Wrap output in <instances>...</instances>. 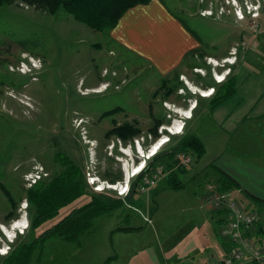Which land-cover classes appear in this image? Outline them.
<instances>
[{"label":"rangeland","instance_id":"rangeland-1","mask_svg":"<svg viewBox=\"0 0 264 264\" xmlns=\"http://www.w3.org/2000/svg\"><path fill=\"white\" fill-rule=\"evenodd\" d=\"M163 2L200 41L168 74L112 39L110 30H95L63 7L37 9L22 0L0 5V264L92 196L123 203L99 215L80 243L48 238L30 264H104L111 256L106 264H191L212 251L219 232L224 236L210 217L214 201L242 196L236 187L218 190L213 159L224 151L254 159L264 154V0ZM228 78L235 91L215 110L227 117L222 126L211 98ZM196 89L214 92L205 97ZM124 125L139 132L126 138L112 132ZM189 134L202 139L206 154L197 158L189 150L193 161L184 165L177 147ZM170 151L180 190L169 186ZM59 152L80 167L87 192L34 227L28 191L64 169ZM143 159L141 173L147 172L131 177ZM160 166L166 171L156 184L142 189ZM88 170L101 183L131 177L130 191H98ZM249 208L264 221V203Z\"/></svg>","mask_w":264,"mask_h":264},{"label":"trees","instance_id":"trees-1","mask_svg":"<svg viewBox=\"0 0 264 264\" xmlns=\"http://www.w3.org/2000/svg\"><path fill=\"white\" fill-rule=\"evenodd\" d=\"M15 0H0V5L10 3ZM28 5L37 9H50L55 11L56 8L63 7L68 13L72 14L75 19L88 25L89 27L102 31L111 30L119 22L120 18L132 7L139 4H147L151 0H22ZM235 91L234 78H228L223 84L221 90H217L211 98V106L215 108L224 102ZM112 112V111H111ZM161 120H157L156 126L152 131L157 135V126ZM123 138L128 135L137 134L139 129L130 125L119 126L112 129ZM179 152L189 153L193 151L197 158H201L205 152V145L200 137L196 134L184 136L177 147ZM175 151L167 153L169 162L166 166L170 167L168 182L171 189L180 190L183 188V182L178 177L179 171L173 169L172 160ZM56 158L63 164L64 169L48 181L38 180L28 191V200L35 207L36 215L33 220L34 227L56 216L60 209L75 201L77 198L86 194V187L82 178L80 167L62 153H57ZM157 157H155L156 159ZM181 172H186V168H181ZM216 171V170H215ZM147 170L139 175V178ZM217 177L215 182L219 183L220 192L235 188L237 182L228 174L216 171ZM138 178V179H139ZM140 180V179H139ZM137 180V182L139 181ZM136 192V183L132 185L130 195ZM130 195L127 196L130 197ZM123 199L110 200L101 196H92L84 205L73 208L63 218L58 220L50 227L43 230L38 237L31 243L19 245L6 256L8 264H30L34 252L39 244L43 247L46 240L51 237H59L68 242H79L81 236L90 231L93 227L94 220L101 214L111 212L118 208ZM224 215L222 208H217L210 213L211 219L215 223H221ZM262 231V229H261ZM257 229H249L246 234L254 237ZM257 239V238H255ZM262 241V239H261ZM115 256L109 257L106 262H110ZM106 262L104 264H106Z\"/></svg>","mask_w":264,"mask_h":264},{"label":"crops","instance_id":"crops-1","mask_svg":"<svg viewBox=\"0 0 264 264\" xmlns=\"http://www.w3.org/2000/svg\"><path fill=\"white\" fill-rule=\"evenodd\" d=\"M109 33L112 39L146 59L162 74H168L178 68L188 54L200 46L198 37L167 7L163 0H151L147 4L130 8ZM201 87L203 86H198V89ZM200 91L203 92L198 90ZM220 106L212 109V113L215 121L224 126L223 119L227 117L215 115V110L217 111ZM232 127L236 130L238 126L234 123ZM213 163L212 167L216 171L230 175L237 182V192L242 197L236 198L240 199L247 208L264 203V154H261L259 159H254L238 157L224 151L213 159ZM255 228L257 229L255 238L263 242L262 217ZM219 233V238L211 245L212 251L196 262L207 260L213 255L222 256L231 251L233 246L231 241ZM244 264L258 263L245 259Z\"/></svg>","mask_w":264,"mask_h":264},{"label":"built area","instance_id":"built-area-1","mask_svg":"<svg viewBox=\"0 0 264 264\" xmlns=\"http://www.w3.org/2000/svg\"><path fill=\"white\" fill-rule=\"evenodd\" d=\"M179 131H182V129ZM161 141H163V139ZM138 142L139 140H136V143ZM152 156V153H150L147 157ZM192 157L193 156L191 154L183 152L178 153L177 155V159L184 165L191 164L193 161ZM141 164L145 166V160L144 162H141ZM143 170L144 168L140 172L135 173L136 169H133L131 177L137 176ZM165 171V166H160L155 172H152V175L146 178L144 184L142 185V189L145 190L148 187L154 186L159 178V174L162 175ZM131 177H129L127 181L125 180L124 183H113L107 180L101 183L99 182V177L98 179H95V176L92 175L90 170L87 172L89 185H94L95 189L98 191H102L105 188H114L118 191L119 196H124L130 191ZM29 178H31L33 183L37 181V177L35 176ZM208 190L210 193H215L212 191L214 190V185L209 184ZM223 198L224 199L222 201L220 198L215 200L214 203L217 208H222L224 210L223 220L220 223V226L222 227L223 234L227 237V239H229V241H231L233 245L232 249L225 255H213L207 260H202L193 264H244L245 259H249V261L258 264H264V237L263 242H259V240L246 234L249 229L255 228V225L259 223L261 218L259 212L255 209L245 207L242 201L236 197L230 196L227 198L226 195H224Z\"/></svg>","mask_w":264,"mask_h":264},{"label":"bare ground","instance_id":"bare-ground-1","mask_svg":"<svg viewBox=\"0 0 264 264\" xmlns=\"http://www.w3.org/2000/svg\"><path fill=\"white\" fill-rule=\"evenodd\" d=\"M226 61H228V62H230V63H234V61L233 60H231L230 58L229 59H227ZM211 62H214V60L212 59L211 60ZM225 77V76H224ZM218 78H220L219 80L220 81H222L223 80V76L220 74V73H218ZM197 91V93H200L201 95H204V96H210V95H212L213 94V92H214V90H209V89H207V90H203V92H198V90H196ZM197 106V104L196 105H194V108ZM177 132H179V131H177ZM176 132V133H177ZM181 132V131H180ZM165 143V141L163 140L162 142H160V143H157L155 146H154V148H153V154L154 153H156L157 151H158V149ZM144 156V155H143ZM142 162H144V159H143V161ZM141 162L139 163V164H137L136 166H135V168L134 169H136V171H135V173H138L140 170H142L143 168H144V166H143V164H141ZM17 227H24L23 225H18V224H16L15 225V227L14 228H17Z\"/></svg>","mask_w":264,"mask_h":264},{"label":"clouds","instance_id":"clouds-1","mask_svg":"<svg viewBox=\"0 0 264 264\" xmlns=\"http://www.w3.org/2000/svg\"><path fill=\"white\" fill-rule=\"evenodd\" d=\"M153 150V149H152ZM152 155H153V153H152ZM141 157H144V156H141Z\"/></svg>","mask_w":264,"mask_h":264}]
</instances>
